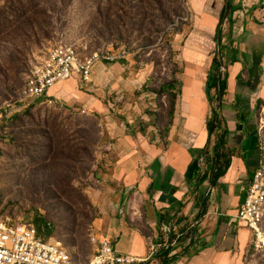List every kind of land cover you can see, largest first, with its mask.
Returning a JSON list of instances; mask_svg holds the SVG:
<instances>
[{
    "label": "rangeland",
    "instance_id": "rangeland-1",
    "mask_svg": "<svg viewBox=\"0 0 264 264\" xmlns=\"http://www.w3.org/2000/svg\"><path fill=\"white\" fill-rule=\"evenodd\" d=\"M203 33L189 0H0V217L32 224L76 264H88L94 198L115 160L109 123L163 141L185 52L218 53L219 37L214 43ZM58 46L120 57L102 60L75 95L31 102V71ZM263 106L255 114V172L264 168ZM245 264H264V251L251 247Z\"/></svg>",
    "mask_w": 264,
    "mask_h": 264
},
{
    "label": "crops",
    "instance_id": "crops-1",
    "mask_svg": "<svg viewBox=\"0 0 264 264\" xmlns=\"http://www.w3.org/2000/svg\"><path fill=\"white\" fill-rule=\"evenodd\" d=\"M189 6L202 38L212 42L225 15L214 54L226 68L219 74L226 84L221 106L210 103L207 95L214 58L188 49L163 141L134 137L109 123V155L115 160L106 165L108 184L101 185L94 198L92 236L110 240L116 252L136 258L145 259L156 249L146 264H245L253 237L237 213L258 165L253 132L255 114L264 105V0H189ZM70 81L74 84L65 93L55 92ZM77 84L76 78L61 82L48 97H71ZM211 94L214 97L216 90ZM213 110L219 111L222 127L229 131L224 153L231 158L215 187L198 181L208 172L205 157L214 161L222 133L209 140ZM165 227L172 230L169 250L161 248Z\"/></svg>",
    "mask_w": 264,
    "mask_h": 264
},
{
    "label": "built area",
    "instance_id": "built-area-1",
    "mask_svg": "<svg viewBox=\"0 0 264 264\" xmlns=\"http://www.w3.org/2000/svg\"><path fill=\"white\" fill-rule=\"evenodd\" d=\"M120 56L116 54L93 53L80 54L74 46L54 47L47 58L35 66L27 81V99L35 102L48 97L50 89L67 80L76 78L81 85L92 83L95 67L103 61L113 62ZM220 75L226 68L220 66ZM237 219L244 223L252 233V247L257 252L264 251V168L258 169L246 193L243 204L239 207ZM162 249L171 246V227L164 228ZM177 238L174 242H177ZM94 253L88 264H146L157 254L152 249L145 258H136L116 252L112 242L91 236ZM0 264H76L65 249L38 236L32 224L17 223L0 217Z\"/></svg>",
    "mask_w": 264,
    "mask_h": 264
},
{
    "label": "trees",
    "instance_id": "trees-1",
    "mask_svg": "<svg viewBox=\"0 0 264 264\" xmlns=\"http://www.w3.org/2000/svg\"><path fill=\"white\" fill-rule=\"evenodd\" d=\"M224 18L225 15L223 14L221 17V23L217 28V37H220ZM218 68L219 62L217 58L214 57L212 67L207 79V95L210 103H218L219 106H221L220 104L222 101V97L225 94L226 84L220 77ZM213 89L216 90V95L214 97H212L211 94V91ZM222 124H224V122L221 120L219 114L217 113V111L213 110L207 124L209 140H211L212 136H214L216 132L221 131L222 133L218 137L217 152L214 161H211L208 155L205 157V162L208 166V172L204 175V177L200 178L199 185H203L205 182H209L212 187H215L218 184V181L225 176L227 170L230 167L231 158L224 153V149L227 145L229 131L227 128H223Z\"/></svg>",
    "mask_w": 264,
    "mask_h": 264
},
{
    "label": "bare ground",
    "instance_id": "bare-ground-1",
    "mask_svg": "<svg viewBox=\"0 0 264 264\" xmlns=\"http://www.w3.org/2000/svg\"><path fill=\"white\" fill-rule=\"evenodd\" d=\"M54 87V86H53ZM51 243H53V241H50Z\"/></svg>",
    "mask_w": 264,
    "mask_h": 264
}]
</instances>
